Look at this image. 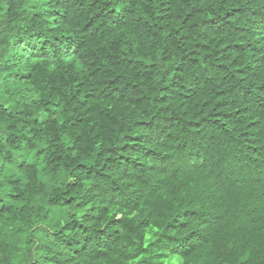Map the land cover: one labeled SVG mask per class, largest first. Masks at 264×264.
<instances>
[{
    "label": "trees",
    "instance_id": "16d2710c",
    "mask_svg": "<svg viewBox=\"0 0 264 264\" xmlns=\"http://www.w3.org/2000/svg\"><path fill=\"white\" fill-rule=\"evenodd\" d=\"M0 264H264V0H0Z\"/></svg>",
    "mask_w": 264,
    "mask_h": 264
}]
</instances>
